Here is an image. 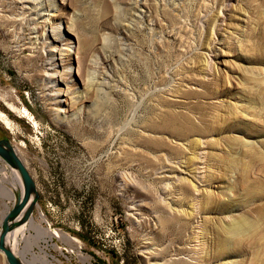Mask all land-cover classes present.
Returning <instances> with one entry per match:
<instances>
[{
	"label": "rangeland",
	"instance_id": "rangeland-1",
	"mask_svg": "<svg viewBox=\"0 0 264 264\" xmlns=\"http://www.w3.org/2000/svg\"><path fill=\"white\" fill-rule=\"evenodd\" d=\"M0 112L67 236L21 254L264 264V0H0Z\"/></svg>",
	"mask_w": 264,
	"mask_h": 264
},
{
	"label": "water",
	"instance_id": "water-1",
	"mask_svg": "<svg viewBox=\"0 0 264 264\" xmlns=\"http://www.w3.org/2000/svg\"><path fill=\"white\" fill-rule=\"evenodd\" d=\"M0 158L18 173L23 187L22 194L19 192L16 195L12 207L5 213L0 223V251L8 264H27L12 249L8 235L31 220L39 199L38 188L28 167L8 138H0Z\"/></svg>",
	"mask_w": 264,
	"mask_h": 264
},
{
	"label": "bare ground",
	"instance_id": "bare-ground-1",
	"mask_svg": "<svg viewBox=\"0 0 264 264\" xmlns=\"http://www.w3.org/2000/svg\"><path fill=\"white\" fill-rule=\"evenodd\" d=\"M11 108L18 110V108L15 107L14 105H11ZM19 112L23 117H25V118L27 117L30 121H32L34 127H38V122L35 120V118L32 116V114L26 108H20ZM0 120L4 123V125L7 128H11V122H10V120L6 114H3L0 112ZM14 146L16 148V151L18 152V154L20 155V157L22 158V160L26 164V159L22 155V153L24 152L23 148L21 146H19L18 144L17 145L15 144ZM1 160L2 159L0 158V193L8 196L11 199H15L16 198L15 188L16 187H19L18 189L20 191V194H22V190H23L22 182L20 180L18 173L14 169H12L11 173L6 171L8 168L6 169V167L2 165ZM8 210H9V207H7V209L4 212L0 213V223L2 221L3 216L5 215V213ZM29 223H30V227L33 228L37 232L36 233L37 240H43L44 242H48L50 240V238H52V236H57V237H65L66 236V234L61 232V231H58L56 229L51 230L47 227H44L40 220L36 221L33 219V217L31 218ZM26 230H28V233ZM11 236L14 238L13 244L10 243V237ZM31 236H32V232L29 230V228H27L25 225H22V226L17 227L16 229H14L8 235V242L12 246V249L16 253H18L27 264H30V263L54 264V262L52 261V259L50 257L51 254L47 250V246L44 244L41 245L39 243V241L37 242L39 250H36L32 246L23 248V250L28 248V251L31 254L30 258H28L26 256V253H23V252H22V254L20 253L21 250L19 249V244H20L21 239L26 240ZM73 240L75 242L77 241L74 238H73Z\"/></svg>",
	"mask_w": 264,
	"mask_h": 264
}]
</instances>
